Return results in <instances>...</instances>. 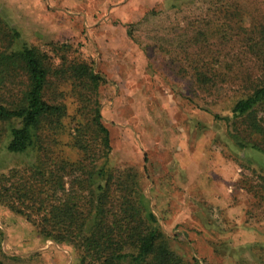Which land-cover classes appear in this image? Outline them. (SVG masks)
<instances>
[{
  "label": "rangeland",
  "instance_id": "rangeland-1",
  "mask_svg": "<svg viewBox=\"0 0 264 264\" xmlns=\"http://www.w3.org/2000/svg\"><path fill=\"white\" fill-rule=\"evenodd\" d=\"M213 1L264 17V0H0V51L27 43L54 53L70 44L67 57L81 53L103 76L98 96L112 146L107 165L137 171L156 224L184 264H264V203L240 182L251 171L264 174V153L236 144L250 135L229 111L246 75L264 71L241 49V31L236 38L222 26L226 41L198 35L218 26L206 13ZM243 32L251 35L252 28ZM194 69L203 71L199 79ZM205 71L214 72L212 81ZM65 132L61 139L70 141ZM2 146L0 172L33 159ZM0 258L74 264L70 249L42 239L2 204Z\"/></svg>",
  "mask_w": 264,
  "mask_h": 264
},
{
  "label": "trees",
  "instance_id": "trees-1",
  "mask_svg": "<svg viewBox=\"0 0 264 264\" xmlns=\"http://www.w3.org/2000/svg\"><path fill=\"white\" fill-rule=\"evenodd\" d=\"M218 3L206 10L218 26L198 35L226 41L219 28L228 26L236 38L241 31V49L254 54L264 71V17ZM18 36L13 31L11 39ZM69 49L61 44L48 53L23 43L0 51V143L8 154L33 156L0 172V204L23 216L42 239L70 249L74 264H184L156 224L137 171L107 165L112 146L98 96L104 78L81 53L67 57ZM196 69L199 79L203 71ZM214 75L203 76L207 82ZM219 75L226 79V72ZM8 78L15 80L6 83ZM246 79L229 111L250 139L236 144L264 153V77ZM65 131L70 141L61 139ZM71 149L75 158L65 153ZM247 177L240 178L242 188L262 205L264 174L254 170Z\"/></svg>",
  "mask_w": 264,
  "mask_h": 264
}]
</instances>
